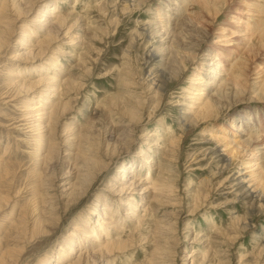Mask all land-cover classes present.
Segmentation results:
<instances>
[{
  "label": "rangeland",
  "instance_id": "obj_1",
  "mask_svg": "<svg viewBox=\"0 0 264 264\" xmlns=\"http://www.w3.org/2000/svg\"><path fill=\"white\" fill-rule=\"evenodd\" d=\"M125 4L5 0L0 10V260L264 264V0ZM41 110H53L49 126ZM106 243L123 247L100 252Z\"/></svg>",
  "mask_w": 264,
  "mask_h": 264
},
{
  "label": "bare ground",
  "instance_id": "obj_2",
  "mask_svg": "<svg viewBox=\"0 0 264 264\" xmlns=\"http://www.w3.org/2000/svg\"><path fill=\"white\" fill-rule=\"evenodd\" d=\"M128 1H132V0H124V3H128ZM5 0H1V3H0V10L1 9H4L5 7ZM33 4H34V2H33ZM125 4V5H126ZM130 4V3H129ZM117 5V4H116ZM115 5V6H116ZM128 5V4H127ZM130 6V5H129ZM16 8H18L17 6H15ZM175 11V10H174ZM173 11V12H174ZM180 11V10H179ZM58 15V14H57ZM168 16V15H167ZM180 16H178V17H175L174 18V16H169V21L170 22H178L180 19ZM65 17L63 18H61V21H60V19H58L57 21H55L56 23H55V25H58V24H60V25H62V24H65ZM187 21V20H186ZM35 22H37V24H38V26L41 28V23L43 24V21H41V19H39V17L35 20ZM61 22V23H60ZM159 24V23H158ZM64 26V25H63ZM60 27V26H59ZM0 28H2V25L0 24ZM5 28V27H4ZM55 26L54 25H49L48 26V30H47V33L45 34L46 35V38L47 39H50V37H52L53 35H55L56 34V30H55ZM162 28L164 29V26H162ZM3 30H5V29H3ZM236 33V32H235ZM238 34V33H237ZM246 36V35H245ZM2 40V31H0V47L3 45V42L1 41ZM250 50H251V48H250ZM207 56V55H206ZM212 56V55H211ZM217 57V56H216ZM156 58V55H154L153 53H151L149 56H148V59H149V61L150 60H152V59H155ZM215 59V57L213 56V58H212V60L210 61V63H207L206 64V67L209 69L208 71H210L214 76L216 75V73H217V68L219 67V63H220V60H217V61H213ZM217 64V68H214V66ZM236 65V64H235ZM238 68L240 67V66H237ZM212 70H214V71H216V72H212ZM209 72V73H210ZM16 74V73H15ZM231 80H230V82L231 83H233L234 85H238V81H237V74H235L234 72H231ZM9 76H13L14 77V73H11V75H9ZM160 77V76H159ZM213 80H216V78L215 77H211ZM229 80V79H228ZM164 81H165V79H164V77H161V81H157V83L155 84V87H156V94H158L159 93V90L161 89V87L164 85ZM210 82V81H209ZM46 83H48V82H46ZM218 82H216V81H212L211 82V85L213 86V88H215V90H216V92H224V91H226L227 90V86H228V84H227V82H222V83H219V84H217ZM22 83H20V86L22 87ZM30 85V84H29ZM31 85H34V84H31ZM230 87V86H229ZM222 90V91H221ZM41 102V101H40ZM217 105H219V103L217 102ZM213 106V107H212ZM209 107H212L211 108V110L209 111V112H207V114H206V116H205V114H204V116L205 117H207V116H209L210 115V112L212 111V110H214V108H215V105L214 104H211L210 106H208V108H206L207 110L209 109ZM204 110V109H203ZM41 111H43L42 113L41 112H39L42 116L41 117H47L46 119H42V120H47V123H48V126L52 123V120H51V118H52V114H53V110H49L48 112H45L44 110H41ZM38 112V111H37ZM205 113V112H204ZM243 121V120H242ZM41 122V121H40ZM246 123H247V121H245ZM39 126V125H38ZM47 126V125H46ZM45 126V127H46ZM44 129V128H43ZM35 130V129H34ZM48 131H50L49 129H48ZM238 133H239V131H237ZM242 132V131H241ZM247 133H248V130H247ZM154 134V133H153ZM243 133H240V136H244V135H242ZM44 136L45 135H41V140L40 141H38V142H43V139H44ZM245 136H248V134H246ZM249 139H247V140H244V143H246V146L248 145V146H250L251 145V143L254 141V139L253 138H250V137H248ZM47 139V138H46ZM48 143H47V145H48V149L46 150L47 151V153L45 154V156H43L42 157V160L44 161L45 160V163H46V161H47V158L49 157V155H50V152L51 151H53L52 149H51V147L54 145L53 143H51V140H49V141H47ZM50 142V143H49ZM173 142V141H172ZM254 143V142H253ZM170 144H172V143H170ZM173 145V144H172ZM262 148V147H261ZM37 156H40V155H37ZM37 156H35V157H37ZM223 159H224V161H227L224 157H223ZM44 163V164H45ZM2 163L0 162V168H1V166L3 165H1ZM145 164H149L148 162H146ZM257 167V166H256ZM42 170V169H41ZM1 178V177H0ZM262 184V183H261ZM134 185V183L131 181L128 185H126V186H123V187H125V188H122L123 190L122 191H124V190H129V188H131L132 186ZM248 190V189H247ZM122 191H121V193H122ZM264 192H262V194H263ZM83 194V192H81V193H79V194H77V195H70V196H72L71 197V201H76V199H79V196H81ZM243 194H247L248 195V198L250 197V198H252V199H257V196L254 194V192H248V191H245ZM242 195V194H241ZM70 200V199H69ZM133 203V202H132ZM12 203L11 202H9V201H7L6 203H5V206H8V205H11ZM132 205H134V203L132 204ZM75 206V205H74ZM1 207V206H0ZM6 208V207H5ZM10 208H11V214L12 213H14V205L12 204L11 206H10ZM9 208V209H10ZM35 209H34V212H32L31 214H34L35 213V210H37V208L36 207H34ZM66 208V207H65ZM107 209L109 210V208L107 207ZM110 211H111V207H110ZM109 211V212H110ZM135 211V210H134ZM133 211V212H134ZM112 212V211H111ZM114 212H116V211H114ZM136 212V211H135ZM24 213L25 212H22V214L21 213H19V217H17V220H16V222H15V227L18 229V232H16L17 234L18 233H20V231L21 230H23V229H25V230H23V233H21V235L22 236H24L23 234L25 233V231H26V223H27V218H26V216H24ZM39 213H41L40 211L38 212V215H39ZM37 214V213H36ZM108 213H106V215H107ZM20 215H21V217H20ZM105 215V214H104ZM105 215V216H106ZM127 215V214H126ZM13 216V215H12ZM35 216V215H34ZM107 221H109V222H112V218H113V216L110 214V215H107ZM31 221H32V219H31ZM42 221H43V219H42V216H37L36 215V218L34 217V220L32 221L33 223V227H35L36 229H34L33 230V232L32 233H35L36 234V231H38L37 229L39 228V226L41 225V223H42ZM106 221V222H107ZM114 222V221H113ZM105 223V222H104ZM107 225V224H106ZM122 226V225H121ZM115 227L117 228V229H121V227H119L118 225H115ZM105 230V229H104ZM15 231H17V230H15ZM73 231H75V228H74V230ZM101 231V230H100ZM22 232V231H21ZM86 232V231H85ZM87 233V232H86ZM108 234V233H107ZM106 234V235H107ZM20 235V236H21ZM19 236V235H18ZM32 236V235H31ZM17 237V236H16ZM22 239H24V238H22ZM123 245V244H122ZM121 244L119 245V244H112V243H106L101 249H100V252L101 251H103V252H105V253H110L111 251H112V249L114 248H117L118 250L121 248V246H122ZM123 247V246H122ZM122 249V248H121ZM10 250V249H9ZM11 252V251H10ZM9 251H8V253H10ZM18 252V251H17ZM20 252V251H19ZM22 252V251H21ZM12 254H10L11 256H13V252H11ZM3 255V254H2ZM9 255V256H10ZM79 255H81V254H79ZM7 256H8V254H7ZM15 256V255H14ZM1 257V256H0ZM17 257H19L18 255H17ZM66 257H68L67 255H63L62 256V258L63 259H65ZM84 258H85V256H83ZM81 258V257H80ZM2 259H4L3 257L1 258V260ZM0 260V264H5V263H3L2 261ZM15 260V259H14ZM13 260V261H14ZM16 260L18 261V259L16 258ZM15 260V261H16ZM81 260V259H80ZM84 259L82 258V261H83ZM86 260V259H85ZM84 260V261H85ZM7 261V260H6ZM5 261V262H6ZM14 261V262H15ZM63 261V260H62ZM10 262V261H9ZM13 262V263H14ZM59 262V261H58ZM7 263V262H6ZM16 263V262H15ZM14 263V264H15ZM61 263V262H60ZM59 263V264H60ZM17 264V263H16Z\"/></svg>",
  "mask_w": 264,
  "mask_h": 264
}]
</instances>
